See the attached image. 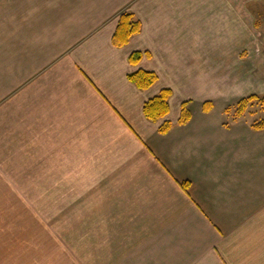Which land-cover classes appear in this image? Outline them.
<instances>
[{
	"label": "crops",
	"instance_id": "1",
	"mask_svg": "<svg viewBox=\"0 0 264 264\" xmlns=\"http://www.w3.org/2000/svg\"><path fill=\"white\" fill-rule=\"evenodd\" d=\"M262 93L264 0H0V264H264V129L223 112Z\"/></svg>",
	"mask_w": 264,
	"mask_h": 264
},
{
	"label": "trees",
	"instance_id": "2",
	"mask_svg": "<svg viewBox=\"0 0 264 264\" xmlns=\"http://www.w3.org/2000/svg\"><path fill=\"white\" fill-rule=\"evenodd\" d=\"M141 30L140 21L130 12H122L119 15L115 32L112 36V42L115 46L125 45L131 36L139 33ZM147 54V53H145ZM144 53L141 51H133L129 55V63L137 64ZM128 78L139 89L149 88L157 81V74L154 71L138 69L130 74ZM172 94L170 88H162L157 94L147 99L143 104V113L145 117L151 121H157L164 118L169 113V98ZM190 100H185L180 105V115L177 123L184 124L191 118L189 109ZM212 102L206 100L202 104L204 111H208L212 107ZM228 123L246 120L250 123L251 128L255 130L264 129V93L250 94L234 103L228 105L223 110ZM172 123L164 120L158 127L160 133H166L171 128ZM182 188L187 191L188 182L180 183Z\"/></svg>",
	"mask_w": 264,
	"mask_h": 264
},
{
	"label": "rangeland",
	"instance_id": "3",
	"mask_svg": "<svg viewBox=\"0 0 264 264\" xmlns=\"http://www.w3.org/2000/svg\"><path fill=\"white\" fill-rule=\"evenodd\" d=\"M30 217V215H29ZM35 218V214L33 213V218H28L29 223L32 224V219ZM28 230H31L30 228ZM21 232L17 231L16 229H13V235H19ZM19 245L20 241H0V253L6 252L10 254H18L19 253Z\"/></svg>",
	"mask_w": 264,
	"mask_h": 264
}]
</instances>
